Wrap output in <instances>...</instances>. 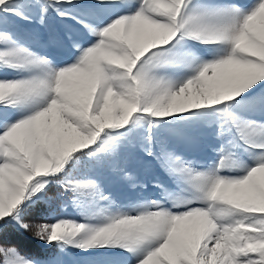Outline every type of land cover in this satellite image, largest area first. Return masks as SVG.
I'll return each mask as SVG.
<instances>
[{
	"label": "snow or ice",
	"instance_id": "obj_1",
	"mask_svg": "<svg viewBox=\"0 0 264 264\" xmlns=\"http://www.w3.org/2000/svg\"><path fill=\"white\" fill-rule=\"evenodd\" d=\"M33 9L71 23L70 58L9 30ZM208 137L204 170L175 147ZM69 197L82 219L58 214ZM29 235L39 258L11 242ZM68 249L77 264H264V0H0V264Z\"/></svg>",
	"mask_w": 264,
	"mask_h": 264
},
{
	"label": "rangeland",
	"instance_id": "obj_2",
	"mask_svg": "<svg viewBox=\"0 0 264 264\" xmlns=\"http://www.w3.org/2000/svg\"><path fill=\"white\" fill-rule=\"evenodd\" d=\"M242 4H251L255 0H239ZM71 26L68 21L61 20L55 13L48 15L44 22H41L39 9H33L31 12V20L24 21L20 19H13L9 22L8 28L10 31H16L25 39H27L32 48L38 54H43L49 59H55L58 62L68 59L75 51L69 45L65 38L66 30ZM215 145V140L210 137L201 139L198 142L185 143L180 142L175 144L178 153L183 154L186 158L195 161L194 167L204 170L216 162V153L212 151V146ZM152 164L150 158L146 157L142 152H137L136 157L133 158L129 165L130 171L138 173L141 177L145 175V167ZM117 198H120L122 190H128L123 183L116 184L111 189ZM155 191V189H149ZM132 191H140L135 189ZM59 215L68 218L82 219L79 213L71 204L69 197L65 204L57 211ZM39 258V257H35ZM88 257L84 256L80 250L68 249L63 254L62 259L65 264H77Z\"/></svg>",
	"mask_w": 264,
	"mask_h": 264
},
{
	"label": "trees",
	"instance_id": "obj_3",
	"mask_svg": "<svg viewBox=\"0 0 264 264\" xmlns=\"http://www.w3.org/2000/svg\"><path fill=\"white\" fill-rule=\"evenodd\" d=\"M60 207L57 208V211ZM12 243H17L19 250L26 257H40L43 254V245L39 241H35L29 235L27 237H14L11 241Z\"/></svg>",
	"mask_w": 264,
	"mask_h": 264
}]
</instances>
